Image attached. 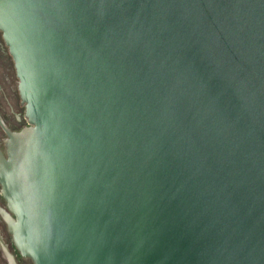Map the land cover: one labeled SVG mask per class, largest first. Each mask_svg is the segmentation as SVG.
<instances>
[{
  "label": "water",
  "instance_id": "water-1",
  "mask_svg": "<svg viewBox=\"0 0 264 264\" xmlns=\"http://www.w3.org/2000/svg\"><path fill=\"white\" fill-rule=\"evenodd\" d=\"M0 32L23 259L264 264V0H0Z\"/></svg>",
  "mask_w": 264,
  "mask_h": 264
},
{
  "label": "flooded vegetation",
  "instance_id": "flooded-vegetation-1",
  "mask_svg": "<svg viewBox=\"0 0 264 264\" xmlns=\"http://www.w3.org/2000/svg\"><path fill=\"white\" fill-rule=\"evenodd\" d=\"M24 106L19 97L14 61L0 32V153L5 157L7 132L28 127ZM3 214H10L0 187V264H32L23 259L14 247Z\"/></svg>",
  "mask_w": 264,
  "mask_h": 264
}]
</instances>
